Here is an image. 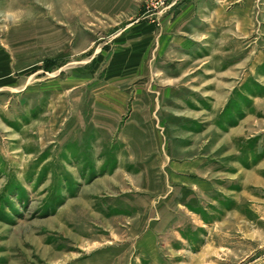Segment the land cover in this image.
I'll return each mask as SVG.
<instances>
[{"label":"rangeland","instance_id":"rangeland-1","mask_svg":"<svg viewBox=\"0 0 264 264\" xmlns=\"http://www.w3.org/2000/svg\"><path fill=\"white\" fill-rule=\"evenodd\" d=\"M177 1L0 0V264H264V0Z\"/></svg>","mask_w":264,"mask_h":264},{"label":"crops","instance_id":"crops-1","mask_svg":"<svg viewBox=\"0 0 264 264\" xmlns=\"http://www.w3.org/2000/svg\"><path fill=\"white\" fill-rule=\"evenodd\" d=\"M203 1L204 0H178L176 2L177 4L174 7H172V10H171L172 17H171V19L168 20V23L171 24V27H172V28L170 27L171 30L175 31V32H183L182 34H179V35L180 36L182 35L183 39L188 38V36L185 35L184 33H187L189 35V32H190L189 30L190 29L193 30V28L195 26H193V24H190L191 26L188 24L185 25L184 22H190L188 20H190V19L193 20L195 18V16H197L196 20L199 22L200 15H202V13L205 9V1L204 2ZM247 2H249V1L247 0ZM207 3H209L208 5L212 7L215 5L216 0H209V1H207ZM188 6L194 9V16L193 17H191V16L188 17L186 15V12L189 14L188 9L186 12H184V8H187ZM180 18H182V19H180ZM178 20H180V21H178ZM177 22H178V24H176ZM185 50H188V49L185 48Z\"/></svg>","mask_w":264,"mask_h":264}]
</instances>
